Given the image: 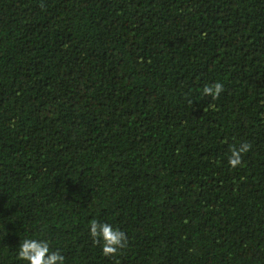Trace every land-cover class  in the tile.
Returning a JSON list of instances; mask_svg holds the SVG:
<instances>
[{"label": "trees", "instance_id": "16d2710c", "mask_svg": "<svg viewBox=\"0 0 264 264\" xmlns=\"http://www.w3.org/2000/svg\"><path fill=\"white\" fill-rule=\"evenodd\" d=\"M23 239L64 264H264V0H0V264H29Z\"/></svg>", "mask_w": 264, "mask_h": 264}, {"label": "clouds", "instance_id": "9594fccd", "mask_svg": "<svg viewBox=\"0 0 264 264\" xmlns=\"http://www.w3.org/2000/svg\"><path fill=\"white\" fill-rule=\"evenodd\" d=\"M223 91L224 85L219 81L203 88V94L211 96L213 101L217 100ZM251 147L248 142L242 143L239 147L232 146L228 157L229 165L232 168L241 165L243 154L247 153ZM90 234L95 243L99 244L101 240L103 241L102 252L106 257L117 255L128 243V237L124 231L95 219L90 222ZM18 258L28 261L29 264H64L65 262V257L59 250L50 251V245L46 240L37 239H23L18 249Z\"/></svg>", "mask_w": 264, "mask_h": 264}]
</instances>
